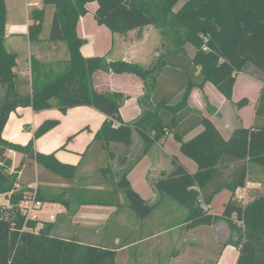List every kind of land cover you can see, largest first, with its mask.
Returning a JSON list of instances; mask_svg holds the SVG:
<instances>
[{
  "label": "trees",
  "instance_id": "obj_1",
  "mask_svg": "<svg viewBox=\"0 0 264 264\" xmlns=\"http://www.w3.org/2000/svg\"><path fill=\"white\" fill-rule=\"evenodd\" d=\"M96 1L94 18L106 25L112 35H123L130 30L151 25L159 30L166 54L158 56L154 63L143 66L126 60H109L107 54L83 57L80 47L84 39L76 32L80 16L87 10L88 2ZM178 0H42L43 6L31 11L32 23L28 28L31 42L40 39L46 6H53V18L47 40L65 43L68 58L66 68L51 72L47 64L31 57V81L24 93L16 85L17 56L5 48L6 6L0 0V194L8 201L7 209L0 206V264H114V253H92L88 245L76 239H65L51 232L53 223L44 222L37 232L31 229L38 221H25L18 210L19 201L32 188L22 187L17 172L26 162H35L50 173L70 182L77 174V165L59 161L55 154L34 150L36 138L54 128L59 120L46 119L33 132L25 145L12 143L2 137V130L9 113L18 106H30L33 111L56 108L61 113L74 106H90L105 115L92 141L101 145L121 143L124 146L121 159H127L133 132L140 137L143 147L135 160L123 172L109 177L108 186L115 185L123 191L127 204L137 217L147 214L140 210V200L131 190L126 175L144 156L149 147L171 133L180 142L182 153L194 159L198 170L189 173L175 162L170 172L158 177L153 187L165 193L186 210L187 229L200 225H214L224 221L235 238L232 244L238 250L237 264H264V185L252 199L242 203L236 190L242 189L251 168H264V126L236 127L225 139L211 120L200 111L189 107L188 98L193 88L202 89L207 82L231 101L235 76L247 64L264 70V0H184L174 9ZM194 48L191 57L184 45ZM182 52V56H177ZM179 68L181 76H171L181 85L180 99L169 100V87L162 86L165 68ZM116 74L130 73L142 81L144 93L139 98L140 113L131 121H123L119 108L120 95L108 91L98 92L91 83L96 71ZM264 87L261 89L256 114L264 103ZM243 98L236 107L247 104ZM203 130L189 141L183 137L197 126ZM72 139L68 137L66 142ZM61 147H64L61 146ZM9 150L22 154L13 172ZM111 152V151H110ZM109 152V153H110ZM231 166V167H230ZM231 168L225 175V169ZM104 175L113 173L110 167ZM115 183H114V181ZM39 188V186H38ZM222 189L231 192L221 214L209 213L213 196ZM37 198L69 207L68 188L63 192L46 195L37 189ZM77 203L117 204V191L105 193L99 189H79ZM97 195L94 200L87 195ZM78 196V195H77ZM103 199H100V198Z\"/></svg>",
  "mask_w": 264,
  "mask_h": 264
},
{
  "label": "crops",
  "instance_id": "obj_2",
  "mask_svg": "<svg viewBox=\"0 0 264 264\" xmlns=\"http://www.w3.org/2000/svg\"><path fill=\"white\" fill-rule=\"evenodd\" d=\"M183 2L184 0H178L174 9H178ZM5 6L6 28L4 44L8 51L15 53L17 56V65L15 67L16 85L20 91L26 93L29 90L32 77L31 57L47 64L51 72L58 73L61 72L62 67L66 68L68 52L64 42H52L47 40V36L42 35L43 28L46 26V9L49 7L45 8L43 28L39 35L40 39L35 42L29 40L28 28L32 23L30 19L31 11L41 8L42 0H5ZM85 7L87 12L79 17L76 24L77 35L84 39V43L80 47L81 55L83 57H91L107 54L109 60L121 59L142 65L148 55L145 45L149 37L148 29L151 25L130 30L123 35L113 36L106 25L98 24L94 18L97 2H88ZM117 36H119V42H116ZM184 49L188 57H191L194 53V48L188 43L184 45ZM165 52L167 50L164 47L161 50L155 47L153 56L157 58L162 54H166ZM177 56H182V52H179ZM253 66L248 70H245V66L236 74L231 101H228L210 82H207L202 89L193 88L189 95V107L200 111L204 116L208 117L225 139L240 125L245 128L253 126L254 123H256V126H264V103L261 105L260 113L256 114L261 89L264 87V70ZM177 71L180 72V69L165 68L162 77V83L164 84L162 86L164 85L165 88L170 87L172 81L169 78L171 76H181ZM91 83L98 92L108 91L120 95L119 114L123 121H131L140 113L141 107L138 101L144 93V88L141 79L136 75L130 73L116 74L99 70L93 73ZM1 94L2 88L0 86V96ZM243 98L248 100L247 104L236 107L234 103ZM46 119H58L59 122L54 128L35 139V152L44 154L53 152L59 161L77 165L78 169L76 177L70 182L58 176V179L63 180V182L57 183V177H53L49 173L47 179L41 181L37 179V183H34L27 176H30L33 167L36 168L31 165L36 163L26 162L22 165L18 171V179L22 187L32 188L35 186L36 189H42V191L46 192V195L63 192L64 188H68L70 192V195L67 196L69 200L68 208H65L61 203L42 200L44 206L41 211H49L48 216L52 214L54 219L47 221L46 219H39L38 228L44 222H52V234L65 239H76L80 243L88 245L94 254L99 251L112 252L114 253V264H127L130 259L125 252L131 248L135 252L133 264H235L238 250L232 244H225L228 239L234 238L229 231H226L228 234L224 241V246L214 261L210 260L203 263L197 261V257L195 259L191 258V260L183 259V252L180 250L168 254L167 249L171 243L168 245L167 238L176 245H181V248L182 242L186 239L185 236L189 233L188 230L192 231L194 229L185 227L186 212L183 210L180 213L178 212L184 215V221L181 223H170L160 230L142 231L141 229L143 222L149 218L151 220L153 214L157 212V200L162 197L165 198L162 193L153 187V182L161 175L171 171L174 167L173 159L189 173H194L198 170L197 162L182 153L180 142H178L179 150L185 156L184 159H181L182 156L178 151H174L169 147L168 143L170 141H168V137L171 136V133L160 141L153 143L147 153L139 159L126 175V180L131 190L141 201L140 210L148 211L145 216L137 217L130 206L122 202V197L117 204L77 203V198H81L79 189H99L108 193L111 190L107 183L110 180L109 177L114 180L116 177L114 173L104 175L102 170L106 167H103L100 169V178L97 184L88 182L79 184V180L84 178L80 171L85 160L100 157L103 161L106 154L111 161L116 159L120 166L125 165V163L130 161L131 153H133V134L127 159L123 162L121 157L124 146L122 147L121 143H110L107 146L101 145L97 141H92L95 132L105 119V115L100 111L84 105L71 107L65 113H61L56 108L35 112L30 106H18L9 113L2 130V137L12 143L25 145L33 137L34 129ZM202 130V125L195 127L183 137V141L191 140L201 133ZM70 136H72V139L66 142ZM63 145L64 147H61ZM142 147L143 143L140 139L135 149H142ZM118 148L120 149L119 156L116 154ZM12 158L13 161L14 159L15 161L17 160V163H13L17 166L22 154L13 151ZM230 170L231 168L225 169L224 173L226 176L230 174ZM263 185L264 168L253 166L245 186L242 189H237L236 195L245 194L247 202L252 199L255 192L262 189ZM230 194L229 190L222 189L213 196L210 204L205 206V208L209 213L221 214ZM97 195L90 194L85 197L91 198L93 196L95 200ZM100 199L103 198L101 197ZM166 212V217L168 215L171 216L173 212L177 214V209L173 210L172 205L170 206V203H168ZM109 221L113 222L111 225L115 230L108 235L104 234V231ZM221 224L219 222L215 226H211H217L214 229L216 232L222 226ZM181 226H184V233L179 231L178 236L176 234V239H172L173 235H175L174 230ZM123 230L124 232L126 231L127 235L135 236V238L128 241L123 240ZM166 234L168 236L165 241L159 238ZM107 236L109 238L112 237L111 239L116 245H104V238ZM196 236L194 239H197ZM152 239H157L158 242L150 244V246L145 245ZM190 245L195 246L194 244ZM230 258L235 259L234 263H230Z\"/></svg>",
  "mask_w": 264,
  "mask_h": 264
},
{
  "label": "rangeland",
  "instance_id": "obj_3",
  "mask_svg": "<svg viewBox=\"0 0 264 264\" xmlns=\"http://www.w3.org/2000/svg\"><path fill=\"white\" fill-rule=\"evenodd\" d=\"M42 6H43V4H42ZM46 7H49V8L46 9V17H45L46 26L43 28L42 35L48 37L50 24H51V21L53 18L54 7L51 5L46 6ZM148 30H149V37L147 38L146 45H145L148 55H147V59L144 62H142L143 66H149L150 64L155 62L156 57L153 56L155 47H157V49L161 50L164 46V44H162L163 42L161 41L162 37L159 33V30L153 26H150V28ZM118 38H119V36H117L116 42L120 41V39H118ZM252 66L253 65L250 63L247 64L245 70H248ZM63 70H64V67H62L61 71H63ZM181 90H182L181 85H179V82H177V81H175L174 84L168 88V92L170 93L169 100L172 103H175L180 99ZM133 139H134V141H133L132 147H134V149L132 148L133 153H131L130 161L125 163V165L120 166L117 163L116 159L111 161L106 154L104 155L103 161L101 160L100 157L89 158L88 160H85V162L81 166L80 172H81V174H83L84 178L82 180L80 179L78 183L83 184L85 182H88L90 184H97L99 181V178H100V169L103 167H107V166L110 167V169L113 173H117L118 175H120L123 172V170L128 166L129 162H132L133 160H135L137 158L138 154H140V152L142 150L141 148L138 150L135 149V148H137V143L140 140L139 136L135 132H133ZM168 141H170L168 143L169 147L171 149H173L174 151H178V153L182 156L181 157L179 155V157H181V159H184L185 156H183L179 150V143H178V141H176L174 139L172 134H171V136L168 137ZM120 145L123 147V144H120ZM116 154L119 156V154H120L119 148H118V150H116ZM7 155L11 158L13 155V151L12 152L8 151ZM12 161H13V158L11 159V162ZM13 163H17V160L15 161V159H14V161L12 162V165L14 167L12 166L9 169V171H11L12 169L15 168L16 165ZM31 166H35L36 168L33 167L31 169L30 176L28 175L27 178H29L30 180L32 179L34 181V183H37L36 182L37 179L41 181L43 179L48 178V175L50 173L49 171H47L46 169H44V168H42L36 164H32ZM50 174H52V173H50ZM51 176L57 177V179H56L57 183L63 182V180L58 179V176H56L54 174H52ZM114 183H115V181H114ZM110 187H111V189L114 188L117 191L118 199H120L122 197V202L126 205L127 200H126V197H125L123 191L119 190V188H116V186L114 184L111 185ZM162 195L165 198L162 197L161 199L159 198L157 200V206H156L157 212H155V214H153L151 220L149 218L148 220H145L143 222L142 228H141L142 231L160 230L162 228H165L170 223H181L184 221V215L182 213L179 214L182 210L184 212H186L184 207H182L178 203L174 202L165 193H162ZM168 203H170V206L172 205L173 210L177 209V214H176V212H173L171 216L170 215H168L167 217L165 216V213L167 214L166 211L168 209ZM0 206L4 209H7V207L9 206L7 199L1 194H0ZM48 214H49V211L44 210V211H41L38 213V217H39V219H46V221H47L48 220ZM220 222L222 223L221 224L222 226L218 230H216V232L214 230L217 227V226L214 227L215 224H214V226L201 225V226H198L196 229L194 228L192 231L188 230L189 233L187 236H185L186 239L184 240V242H182L181 248H180L181 245H176L173 241H171L169 238H167L168 245L171 243L169 245V248L167 249L168 254H172L173 251H179L180 250L183 252V259L186 258L188 260H191V258L195 259L197 257V259H198L197 261H200L203 263L209 262L210 260H213V261L216 260L220 254V251L222 250V248L224 246V243H225L224 241H225L226 236L228 234V232L226 233V231H229V233H231L234 238L237 235L236 232H232L228 228V226L226 225V223L224 221H220ZM112 223H113L112 221H109V223L107 224V227L104 231V234L109 235V234L114 232L115 229H113L114 227L111 225ZM179 231H181V233H182L184 231V226H181V227L177 228L176 230H174L175 235H173L172 239H174V240L176 239ZM122 234H124L122 236V239L125 241H128L130 239L133 240L135 238V236H132V235L130 236L129 234L127 235L126 231L124 232V230H123ZM176 234H177V236H176ZM196 234H197V236H196ZM167 236L168 235L166 234V235H162L159 238L161 240L165 241ZM195 236L197 237V239H194ZM111 238L112 237L109 238V236L105 237L103 244L104 245H110V246L116 245L114 243L113 239H111ZM155 242H158L157 239H152L149 242H147L145 245L150 246V244H153ZM190 244H194L195 246H191ZM132 249L133 248H131L130 250H127L125 252L126 255H128V257L130 259L129 262H127V264H133V261L135 260V258H134L135 252ZM230 259H231L230 263H234L235 259H232V258H230ZM235 264H237V263L235 262Z\"/></svg>",
  "mask_w": 264,
  "mask_h": 264
},
{
  "label": "built area",
  "instance_id": "obj_4",
  "mask_svg": "<svg viewBox=\"0 0 264 264\" xmlns=\"http://www.w3.org/2000/svg\"><path fill=\"white\" fill-rule=\"evenodd\" d=\"M9 151L12 152V150H9ZM9 172H13V169ZM236 197L238 201L242 203L246 202L245 194L236 195ZM43 206H44V202L37 198V189L34 186L32 187V191L19 201L18 210L20 214L24 217L25 221L35 220V221H38V223H40L38 213L42 210ZM53 219H54V215L50 214L48 216V220H53ZM30 230L37 232L39 228L36 226L33 229L30 228Z\"/></svg>",
  "mask_w": 264,
  "mask_h": 264
}]
</instances>
